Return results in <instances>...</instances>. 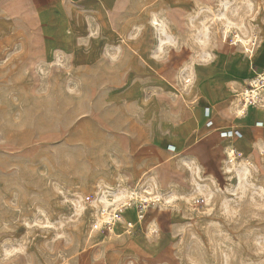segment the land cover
<instances>
[{
	"label": "rangeland",
	"instance_id": "374dc122",
	"mask_svg": "<svg viewBox=\"0 0 264 264\" xmlns=\"http://www.w3.org/2000/svg\"><path fill=\"white\" fill-rule=\"evenodd\" d=\"M3 1L0 264H264V141L165 149L197 110L198 69L254 35L261 51L264 0H119L66 46ZM135 197L149 206L130 229Z\"/></svg>",
	"mask_w": 264,
	"mask_h": 264
},
{
	"label": "crops",
	"instance_id": "0c3cea01",
	"mask_svg": "<svg viewBox=\"0 0 264 264\" xmlns=\"http://www.w3.org/2000/svg\"><path fill=\"white\" fill-rule=\"evenodd\" d=\"M15 1L4 0L2 3L3 10H15ZM21 1L35 21V33L39 35L42 41L45 39L48 46L68 45L69 39L66 38L64 41L66 27L72 30L74 35H78L84 27L82 21L85 14L95 13L101 17L119 2V0ZM4 39L6 38L4 37ZM262 45H264L263 40L260 46ZM263 69L264 46L255 58L245 52L224 51L217 54L215 61L200 67L197 71V91L200 98L197 110L189 106L194 117L187 120L181 128L178 127L183 133L179 137L181 140L177 143L167 142L165 144L166 151L175 153L179 145H182L188 151H203L201 157L204 158L206 151L214 150L209 145L211 140L223 141L224 151L231 149L246 152L259 151L264 141V115L258 114L260 110L264 109L249 107L245 112L240 113V103L237 105L236 100L239 99L241 102L240 90L246 86L251 77L256 75L255 73ZM245 116L248 125L239 128L232 124L237 118ZM259 122L263 124H259ZM230 129H238L242 136L232 138L221 136L222 131ZM199 135L202 136L200 139L202 142L194 143V139H197ZM169 146H174L175 150H171ZM154 221L155 225L161 227V210L156 214Z\"/></svg>",
	"mask_w": 264,
	"mask_h": 264
},
{
	"label": "built area",
	"instance_id": "2783aa9c",
	"mask_svg": "<svg viewBox=\"0 0 264 264\" xmlns=\"http://www.w3.org/2000/svg\"><path fill=\"white\" fill-rule=\"evenodd\" d=\"M246 46H245L246 52L250 54V56H252L257 46V36L254 35L253 39H251ZM263 90H264V69L256 73V75L249 80V82L240 92V98H241L240 113L245 112L249 107L262 108L264 106ZM209 124H211V122H209ZM259 124H263V123L259 122ZM221 136L231 137V138L241 137L242 133L238 129H230V130L222 131ZM169 148L171 150H175L174 146H169ZM230 151L231 153H233L234 149H231ZM133 199L137 200V203L135 204L136 219L135 221L126 220L127 228L130 229L135 228V226L142 227L141 222L145 219L147 214V209L149 206L148 198L136 199L135 197ZM156 201H159V199H156ZM122 213H123L122 207L116 209L114 212L109 213L108 218L105 221V224L108 225L111 231H114L115 225L117 224V222H120ZM154 232H158V229L157 228L154 229Z\"/></svg>",
	"mask_w": 264,
	"mask_h": 264
},
{
	"label": "bare ground",
	"instance_id": "6f19581e",
	"mask_svg": "<svg viewBox=\"0 0 264 264\" xmlns=\"http://www.w3.org/2000/svg\"><path fill=\"white\" fill-rule=\"evenodd\" d=\"M247 43H249V40H246V41H245V44H246V45H247Z\"/></svg>",
	"mask_w": 264,
	"mask_h": 264
}]
</instances>
